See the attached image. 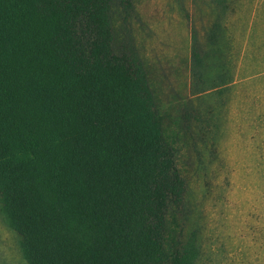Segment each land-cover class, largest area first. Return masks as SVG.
<instances>
[{"label": "trees", "instance_id": "obj_1", "mask_svg": "<svg viewBox=\"0 0 264 264\" xmlns=\"http://www.w3.org/2000/svg\"><path fill=\"white\" fill-rule=\"evenodd\" d=\"M135 13L134 0H0V214L26 264H196L193 124L167 134Z\"/></svg>", "mask_w": 264, "mask_h": 264}, {"label": "rangeland", "instance_id": "obj_2", "mask_svg": "<svg viewBox=\"0 0 264 264\" xmlns=\"http://www.w3.org/2000/svg\"><path fill=\"white\" fill-rule=\"evenodd\" d=\"M134 4L133 35L166 132H182L185 116L193 124L181 141L196 264H264V0ZM0 264H26L1 214Z\"/></svg>", "mask_w": 264, "mask_h": 264}]
</instances>
